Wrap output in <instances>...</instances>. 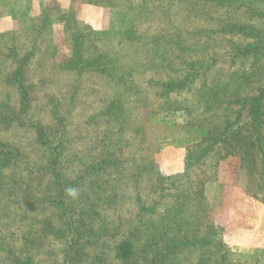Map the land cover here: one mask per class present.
<instances>
[{
  "label": "rangeland",
  "instance_id": "obj_1",
  "mask_svg": "<svg viewBox=\"0 0 264 264\" xmlns=\"http://www.w3.org/2000/svg\"><path fill=\"white\" fill-rule=\"evenodd\" d=\"M258 137L264 0H0V264H264Z\"/></svg>",
  "mask_w": 264,
  "mask_h": 264
},
{
  "label": "trees",
  "instance_id": "obj_2",
  "mask_svg": "<svg viewBox=\"0 0 264 264\" xmlns=\"http://www.w3.org/2000/svg\"><path fill=\"white\" fill-rule=\"evenodd\" d=\"M258 117H259V115L256 116L255 119H257ZM257 142H259V149L264 151V144L259 137L257 138ZM253 143L255 144V141ZM263 157H264V155H263Z\"/></svg>",
  "mask_w": 264,
  "mask_h": 264
},
{
  "label": "clouds",
  "instance_id": "obj_3",
  "mask_svg": "<svg viewBox=\"0 0 264 264\" xmlns=\"http://www.w3.org/2000/svg\"><path fill=\"white\" fill-rule=\"evenodd\" d=\"M69 192H70L71 195H75L76 194L75 191L71 190V189L69 190Z\"/></svg>",
  "mask_w": 264,
  "mask_h": 264
}]
</instances>
